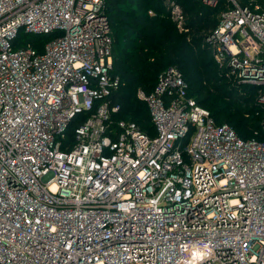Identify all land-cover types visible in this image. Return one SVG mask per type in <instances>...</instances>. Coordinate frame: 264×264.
Here are the masks:
<instances>
[{"label":"built area","instance_id":"obj_1","mask_svg":"<svg viewBox=\"0 0 264 264\" xmlns=\"http://www.w3.org/2000/svg\"><path fill=\"white\" fill-rule=\"evenodd\" d=\"M202 2L225 3L205 41L257 91L261 138L217 124L175 66L138 90L154 134L114 126L105 0H0V264H264V0Z\"/></svg>","mask_w":264,"mask_h":264},{"label":"trees","instance_id":"obj_2","mask_svg":"<svg viewBox=\"0 0 264 264\" xmlns=\"http://www.w3.org/2000/svg\"><path fill=\"white\" fill-rule=\"evenodd\" d=\"M171 1L105 0L113 36L114 72L122 80L121 86L108 98L111 105L119 104L121 107L112 115L113 125L117 126L120 120L132 121L145 132L154 134L150 109L146 102L138 98L137 90L150 93L161 72L169 66H175L190 84L189 95L210 111L217 124L234 121L230 125L242 139L259 137L256 131L261 130L263 110L257 100V91L254 87L240 86L227 78L215 62L209 45L205 43V35L218 25L220 15L211 18L204 10L213 9L217 12L223 10L225 3L211 7L202 0H195L188 7L179 0L184 15L188 17V31L180 32L177 24L166 13ZM247 1L240 0L243 4ZM150 9L155 15L148 13ZM51 37L52 34H26L22 41H32L41 52ZM214 65L215 75L224 83L209 77L210 68ZM232 91L239 97H231ZM231 103L240 107L231 112ZM86 117L87 113H82L73 119L67 129L68 137H73L75 128Z\"/></svg>","mask_w":264,"mask_h":264},{"label":"rangeland","instance_id":"obj_3","mask_svg":"<svg viewBox=\"0 0 264 264\" xmlns=\"http://www.w3.org/2000/svg\"><path fill=\"white\" fill-rule=\"evenodd\" d=\"M174 2H176V4H178V5H181L180 3H179V0H173ZM194 1L195 0H180V2L181 3H185V6H188V7H190L191 5H193L194 4ZM220 12H221V10L219 9L217 12H216V10H209V9H206V10H204V13H208V15H211V18L212 17H215V16H217V15H220ZM149 13V12H148ZM150 14V13H149ZM150 15H155V12L153 11L152 12V14H150ZM188 18V17H187ZM186 18V19H187ZM210 29H208V31H209ZM207 35H205V37H206ZM205 43H206V41H205ZM202 45H204V43H202ZM210 47V46H209ZM211 49V48H210ZM166 69V68H165ZM164 69V70H165ZM163 70V71H164ZM215 70H216V67H215V65H214V67H212V68H210V72H209V77H211V78H214L213 80L214 81H216V80H220L221 78L219 77V76H216L215 75ZM162 71V72H163ZM161 72V73H162ZM216 77V78H215ZM216 83H218V82H216ZM220 83H224L223 81H221L220 80ZM234 92L232 91L231 93H230V95H231V97H234V98H236V97H239V96H236V95H234L233 94ZM240 95V94H239ZM137 96H138V90H137ZM139 98V97H138ZM242 98V97H241ZM238 99V98H237ZM254 99H256V96H255V98ZM242 105V104H241ZM243 106H244V104H243ZM237 107H240V106H237V104H233V103H231L230 104V111L231 112H234V111H236L238 108ZM227 111H229V110H227ZM227 122H229L230 124H232L233 125V123H234V121H227ZM229 124V125H230Z\"/></svg>","mask_w":264,"mask_h":264}]
</instances>
